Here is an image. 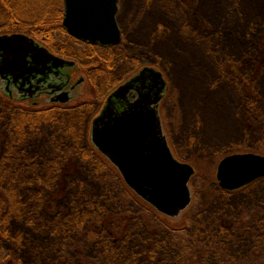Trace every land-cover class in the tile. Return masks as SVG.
<instances>
[{
  "label": "rangeland",
  "instance_id": "rangeland-1",
  "mask_svg": "<svg viewBox=\"0 0 264 264\" xmlns=\"http://www.w3.org/2000/svg\"><path fill=\"white\" fill-rule=\"evenodd\" d=\"M55 4L0 0V34L20 29L45 41L56 35V52L78 63L75 80H86L79 99L56 106V123L46 125L35 120V109H29L33 119L25 118L24 104L6 108L0 96V223L22 237L16 250L22 264H44L46 256L58 264H185L202 248L204 264H264V179L232 192L217 180L225 157L264 156V0H121L123 41L112 48L115 59L101 64L96 49L56 31ZM146 67L166 81L159 111L168 144L195 170L192 203L175 219L131 190L92 143L93 123L109 96ZM30 120L38 129L24 131ZM54 194L58 210L71 217L84 220L91 211L98 223L112 221L124 238L125 247L116 244L121 252L112 254L111 242L87 229L71 234L77 248L36 256L44 245L37 231L53 225L42 203ZM65 217L59 214L56 227L73 221Z\"/></svg>",
  "mask_w": 264,
  "mask_h": 264
},
{
  "label": "water",
  "instance_id": "water-1",
  "mask_svg": "<svg viewBox=\"0 0 264 264\" xmlns=\"http://www.w3.org/2000/svg\"><path fill=\"white\" fill-rule=\"evenodd\" d=\"M63 1V26L69 35L104 48L122 43L117 21L120 0ZM0 52L1 66L10 73L23 70L30 57L44 67L53 57L24 34L0 36ZM165 94L162 73L149 67L141 70L109 96L93 123L92 143L118 169L131 190L159 213L175 219L192 203L189 184L195 170L175 158L164 134L159 110ZM69 101L63 97L61 102ZM262 178L264 156L254 153L227 156L217 169L218 184L224 191L241 190Z\"/></svg>",
  "mask_w": 264,
  "mask_h": 264
},
{
  "label": "trees",
  "instance_id": "trees-1",
  "mask_svg": "<svg viewBox=\"0 0 264 264\" xmlns=\"http://www.w3.org/2000/svg\"><path fill=\"white\" fill-rule=\"evenodd\" d=\"M55 5H56V20L58 23V25H57L58 32H60L62 35L67 36L68 38H71L61 27V22H62V18H63V14H64L63 0H56ZM74 41H76V40H74ZM90 47L93 49H96L95 53H97V56L99 58H102V60L99 59L100 60V61H98L99 64L104 62L106 60L105 59L106 57H110V59H115L114 55H116V54H111L113 52L112 48L103 49V48L94 47V46H90ZM100 55H103V56H100ZM104 55H105V57H104ZM112 62L113 61H110V64H112ZM11 109H12V107H11ZM36 112L39 115L38 120H40V123H42L44 125H46L50 121H53L54 123H56V111H54V109H46V110H42V111L36 110ZM23 113H25V111ZM23 115L25 118L28 117V116H26V113ZM30 116H33L31 113L29 114V118L33 119ZM28 122H29V124H28ZM33 124H34L33 120L27 121V123H25V125H24V128H25L24 131L28 130L29 128L38 129L36 126L33 127L32 126ZM28 125H30V126H28ZM3 141H4V136L0 135V150L3 147V143H4ZM8 165L9 164L6 161L5 168H7ZM1 172H2V170L0 171V190H1V186L3 185V183H2L3 177L1 176L2 175ZM53 172H56V169H53ZM221 193H223V192L221 191ZM52 197H54V199L43 200L42 211L46 215V217L51 218L53 225L48 224V225L42 226L41 229H39L37 231L39 238L41 239L40 241H43L44 245L42 246V248L39 247V249H37V251L35 252V254H37L36 256H39L38 253H41V252H44V254L47 255L48 251L52 250L50 248H53L55 254H56V252L59 253L57 255V257H58L59 255H61V253H60L61 251L67 249L70 246H72L73 248H77L78 243H75V242L72 243L71 241H69L70 240L69 238H71V234H73V236L77 238L79 232H81V233L86 232L87 229H89L90 231H93L95 233V235H93V237L99 236L97 238H100L99 239L100 242L105 243L106 241H110L111 245H110L109 250L112 254L113 253L117 254V253L121 252L120 248L118 246H116L117 243H120L122 248H123V245L125 247V244L123 243L124 238H123V236H120L118 233H116L114 231V227L111 226V224H113L112 221H109L110 222L109 223V222H106L105 220H103V222L98 223V222L94 221V218L91 215V211H90V215H86L84 220H82V219L78 220L76 216H73L75 213L74 214L71 213L73 216V217H71V215L68 214L69 212H61V210H58V207H56V194H54ZM60 213H61V215H63V217L69 216L71 218V220H73V221L60 222L58 224V227H56V218L59 217ZM67 217H65V218H67ZM67 219H69V218H67ZM226 221H228V220L226 219ZM86 224L87 225L90 224L89 228H86L87 227V226H85ZM222 224H223V227H220L219 230L221 232L227 231V228L225 227V221ZM74 225H77L78 228L77 227L75 228ZM221 235H222V233H221ZM79 237H78V239H79ZM57 240H58V244L56 243ZM60 245L64 246L62 250H58V246H60ZM22 246H23L22 237L21 236H13L12 233L10 232L9 226L6 222L0 223V264H22V260H20L19 255L16 252V250H19L18 248H20ZM131 251L132 250H126V252H131ZM204 255L205 254L203 253V248H202L201 250L197 251V255L195 257L188 258L186 260L185 264H204V262H203V260L205 258ZM223 263L224 264H238L237 262L234 263L233 260H230L229 263L228 262H223ZM44 264H58V262L56 263V258L51 259L48 256H46V260H45Z\"/></svg>",
  "mask_w": 264,
  "mask_h": 264
},
{
  "label": "flooded vegetation",
  "instance_id": "flooded-vegetation-1",
  "mask_svg": "<svg viewBox=\"0 0 264 264\" xmlns=\"http://www.w3.org/2000/svg\"><path fill=\"white\" fill-rule=\"evenodd\" d=\"M1 9L5 11L3 7ZM119 12H120V7H119ZM17 15L18 14H16L15 16ZM63 18H64V14H63ZM63 18L61 22V27L67 33V31L64 29L63 26ZM16 25L18 26L19 23H16ZM56 29H57L56 31H58V27H56ZM19 30L17 32H9L8 34L1 33L0 36L12 35V34L28 35L32 37L42 47L46 48L53 57L47 61V65L45 67L43 64L35 63L30 57L27 59V65L23 68V70L17 71L15 73H10L1 66L2 56L0 52V83L2 85V87L0 86V88L3 89L5 95L2 96V94H0V96L4 100L9 102V104H7L5 107L11 108V104H12L11 102L24 104L25 105L24 111L26 113V116H28L31 113L29 111L30 108L39 111L40 108L45 107L46 105L47 106L50 105L53 107H50L49 109H54V111H56V106L61 107V106L70 105L74 103L77 99H79V96L77 94V89L80 84L78 85V82L81 79H83L82 82L83 84L86 80L83 77L78 80H75L74 75L77 70L78 63L76 61H73V59H70L67 56L60 54L59 52H56V40H55L56 35L54 36L53 40L45 41L43 39L37 38V36L35 37L33 35H30L28 32H23ZM70 37L73 39L72 36ZM82 44L88 46L89 48L90 46H94L85 43ZM94 47H100V46H94ZM100 48L109 49L104 47H100ZM59 59L66 60L70 63H63ZM63 97H68L70 101L66 104H63L61 102ZM33 114L35 116L34 117L35 120L38 121L39 119L38 113L35 111L33 112ZM58 257H60V255Z\"/></svg>",
  "mask_w": 264,
  "mask_h": 264
}]
</instances>
